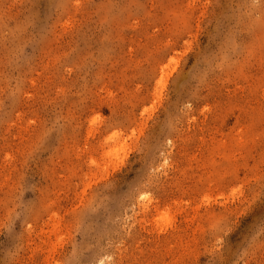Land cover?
<instances>
[{"label": "rangeland", "instance_id": "374dc122", "mask_svg": "<svg viewBox=\"0 0 264 264\" xmlns=\"http://www.w3.org/2000/svg\"><path fill=\"white\" fill-rule=\"evenodd\" d=\"M0 264H264V0H0Z\"/></svg>", "mask_w": 264, "mask_h": 264}]
</instances>
